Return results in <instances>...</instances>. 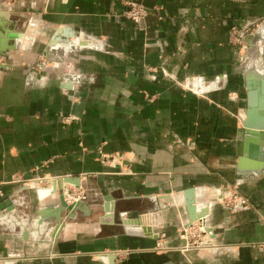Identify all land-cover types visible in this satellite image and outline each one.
I'll return each mask as SVG.
<instances>
[{
    "label": "crops",
    "instance_id": "0c3cea01",
    "mask_svg": "<svg viewBox=\"0 0 264 264\" xmlns=\"http://www.w3.org/2000/svg\"><path fill=\"white\" fill-rule=\"evenodd\" d=\"M129 1L148 11L142 26ZM2 11L0 264H264V153L240 132L247 58L231 42L233 27L264 20V0H13ZM193 77L204 96L183 87ZM99 149L121 160L103 164ZM45 176L55 183L29 184ZM228 185L247 207L217 202ZM69 188L87 196L73 218L60 201ZM187 191L206 222L193 226L210 229L200 247L180 230ZM151 214L150 235L116 223Z\"/></svg>",
    "mask_w": 264,
    "mask_h": 264
},
{
    "label": "water",
    "instance_id": "95a60500",
    "mask_svg": "<svg viewBox=\"0 0 264 264\" xmlns=\"http://www.w3.org/2000/svg\"><path fill=\"white\" fill-rule=\"evenodd\" d=\"M7 13L0 12V17H7ZM5 46L0 44V50L4 49ZM251 51V50H250ZM1 52V51H0ZM251 62L246 67V88H247V110L245 112V119L242 121L241 135H243L244 139H246L248 148H250V152L252 155H255V158L259 159V157H263L264 153V119L261 118V114L264 113V82L257 79L254 76L249 75V67L253 64H256L253 61V53H250ZM259 94L262 95L259 98ZM242 168V167H240ZM66 182L74 183L75 181L67 180ZM193 195V191H187L184 196L186 198V205L188 210L190 211V222L193 221H202L204 225L206 222L203 221V217L197 215L196 208L193 205V201L189 200V197ZM60 201L65 210L70 211L68 214L69 217L73 218L76 215L77 209H79L82 205L81 202L75 204L74 207H71L65 200L64 196L60 197ZM108 212V211H107ZM115 216H119L115 213ZM159 215L153 217V220L157 222L159 221ZM152 217V216H151ZM107 219V218H106ZM144 217H140L139 219H123L121 220L122 228L127 225H140ZM206 231L209 232V228L206 227ZM143 232L146 235H150V229L143 227Z\"/></svg>",
    "mask_w": 264,
    "mask_h": 264
},
{
    "label": "rangeland",
    "instance_id": "374dc122",
    "mask_svg": "<svg viewBox=\"0 0 264 264\" xmlns=\"http://www.w3.org/2000/svg\"><path fill=\"white\" fill-rule=\"evenodd\" d=\"M12 4H13V0H5L2 3H0V6L7 7V6L12 5ZM13 20H16V19H13ZM263 36H264V20L251 23L250 25L245 26V28H241V29L237 28V27L232 28L231 42L233 44L239 46L241 53L243 54V56L245 58H247V59L243 60V62L241 64L240 70L242 73L245 74L246 67L249 65V62H251V60H252V59H250V53H253V57L256 58L255 52H256V54L258 53L259 45H260V42L258 39L260 37H263ZM249 40H253V41L251 42ZM257 41H258V43H257ZM253 61H256V60L253 59ZM39 65H41V62ZM202 81L203 80L200 78L193 77V78L189 79L188 81H185L184 83H182V85L187 91L193 93L194 95L204 96V94H205L204 91L206 90L204 88L205 87L204 84L206 82L205 81L202 82ZM197 83H200V85H197ZM112 158L116 159L117 156L110 157V158L106 159V158H102V156L100 154V160L102 161L103 164L104 163L105 164L114 163ZM117 159H119V161L121 160L120 157ZM36 183L39 184V186H41L42 188H46V187L48 188L49 186H51V184L46 183V181H42V183H38V182H36ZM39 186H37V187H39ZM33 187H35V186L33 185ZM226 188L228 189V192H230L231 194L236 193L238 197L244 198L243 196H241L239 194V192L232 185H228V186H226ZM69 190L74 191L73 193H75V196L81 192H84V190L82 188H79V189H77V188L70 189L69 188ZM63 193H64V191H63ZM75 196H73V197H75ZM220 196H222L221 193H219L218 197H217V202H219V203L224 204V202H226V201H228V202L231 201L229 196L227 195V196H223V202H221ZM228 202H226V203H228ZM224 205L226 206V204H224ZM116 221H117L116 223H118V224L121 223V221L119 220L118 217H116ZM180 228H181L180 230L184 229L183 227H180ZM195 229H196V231H201L200 224H197L195 226ZM200 239H202V236ZM200 239H199L198 235H196L195 238H193V237L191 238V240L194 243L195 242L197 243V241H199Z\"/></svg>",
    "mask_w": 264,
    "mask_h": 264
},
{
    "label": "built area",
    "instance_id": "2783aa9c",
    "mask_svg": "<svg viewBox=\"0 0 264 264\" xmlns=\"http://www.w3.org/2000/svg\"><path fill=\"white\" fill-rule=\"evenodd\" d=\"M127 7H128V11L126 13V17L132 21L136 26H142L147 17L149 16V13L148 11L145 9V7H143L141 4L135 2V1H129L126 3ZM71 44H74L75 45V41H73ZM0 64H3L1 59H0ZM44 65V67L46 68H52V67H49V65L51 63H45L43 62L42 63ZM57 67V64L55 65ZM55 66L53 68H55ZM70 120V119H68ZM99 154H101L102 158H108V157H105L104 154H103V151L100 149L99 150ZM113 161H115L114 158H112ZM105 164V163H104ZM56 179L55 177H42V178H39L37 181L35 182H38V183H42V181H46V183H49V184H52L51 182H49L50 180H54ZM58 180V179H57ZM228 188V187H227ZM226 188V192H223L225 194L222 193V197H221V202H223V196H229L230 200L231 201H226L224 202V204H226L227 207H247V200L244 199V198H240L237 196V194L235 193H230L228 192V189ZM67 191V190H66ZM64 191V192H66ZM74 191H67L68 193V196H70L71 198V202L67 201V197L64 195L63 193V196L66 200V202L70 205V204H73V202L75 201V204L78 203V202H83L87 199V196L85 194V192H81L79 194H77L75 196V193H73ZM75 197H73V196ZM201 226V225H200ZM205 230H204V227L203 225L201 226V231H196L195 229V226H193L191 229H183V238L185 239L186 241V247H192L193 245H196V247H200L202 244L200 243L201 240L197 241V243H194L191 238H195L196 235H198L199 239L201 238V236L203 234H205ZM159 248H162L160 245H159Z\"/></svg>",
    "mask_w": 264,
    "mask_h": 264
},
{
    "label": "bare ground",
    "instance_id": "6f19581e",
    "mask_svg": "<svg viewBox=\"0 0 264 264\" xmlns=\"http://www.w3.org/2000/svg\"><path fill=\"white\" fill-rule=\"evenodd\" d=\"M249 75H251V76H254V77H256L257 79H264V71H262L261 72V70L256 66V64H253L252 66H250L249 67ZM197 85H199V83H197ZM245 119V118H244ZM240 167H246V158H243L241 161H240ZM55 180H50L49 182H54ZM57 182V181H56ZM32 183V185L34 184V183H36L35 181L34 182H30L29 184H31ZM55 183V182H54ZM57 184V183H56ZM38 186H39V184H37ZM29 187H30V185H29ZM31 187H33V186H31ZM65 196L67 197V201H69V202H71V198H70V196H68V193H67V191L65 192ZM75 202V201H74ZM70 206L71 207H74L75 206V203H73V204H70ZM111 211H109V212H111V213H108V217H107V219H112L113 218V215H114V209H113V206H111ZM150 216H152V217H150ZM150 216H148V217H144V219L142 220V223L140 224V225H127V226H125L129 231H131L132 233H140V234H142V233H144L143 232V227H146V224L147 223H150V221L152 222V219H153V217H156V216H154V214H151ZM200 216V215H199ZM195 222H199V220H197V221H193V222H190V219L188 220V222L186 223V227H185V229H191L192 227H193V224L195 223ZM158 224V222L156 223V225ZM155 228V227H154ZM204 230L206 231V228H205V226H204Z\"/></svg>",
    "mask_w": 264,
    "mask_h": 264
}]
</instances>
